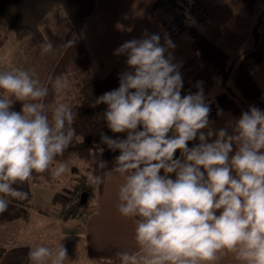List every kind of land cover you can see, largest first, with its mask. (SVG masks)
I'll return each instance as SVG.
<instances>
[{
	"label": "clouds",
	"instance_id": "obj_1",
	"mask_svg": "<svg viewBox=\"0 0 264 264\" xmlns=\"http://www.w3.org/2000/svg\"><path fill=\"white\" fill-rule=\"evenodd\" d=\"M160 40L146 33L117 48L114 54L126 55L131 70L120 75L117 89L95 101L107 106V128L126 133L124 139L101 133V142L119 151L112 168L124 180L118 212L135 224L138 251L117 252L120 264H216L227 254L240 264H264V110L249 106L231 134L213 130L202 82L195 93L182 95L180 65L171 53L165 56L175 45ZM52 49L50 42L41 44L42 53ZM34 75L0 71V214L9 206L5 197L27 199L15 185L33 173L51 169L59 179L66 172L65 163L53 165L76 135L77 114L60 102L49 116L42 102L49 88ZM69 86L66 76L52 81L57 95ZM16 101L22 103L19 112L12 110ZM105 166L97 160L98 168ZM88 179L103 183L99 175ZM28 258L31 264H64L67 249L38 245Z\"/></svg>",
	"mask_w": 264,
	"mask_h": 264
},
{
	"label": "trees",
	"instance_id": "obj_2",
	"mask_svg": "<svg viewBox=\"0 0 264 264\" xmlns=\"http://www.w3.org/2000/svg\"><path fill=\"white\" fill-rule=\"evenodd\" d=\"M96 3L97 0H0V49L9 36L13 35L17 40L26 43L28 54L34 63L42 54L41 44L47 41L46 35L53 32L54 28L60 35L58 53L50 64L43 82V85L49 88V95L42 102L46 104L49 116L52 108L60 102L67 103L77 115L72 125L76 135L63 155L58 156L54 163L70 164L77 160L89 173L88 176H82L77 184L81 194L88 193L86 203L81 204L75 197L70 201L69 209L61 212L64 218L79 217L80 211H85L101 192L103 183L93 185L88 177L99 175L104 178V174L115 165V157L119 155V151H112L103 144L101 133L113 138H126V133H112L107 128L102 118L107 106L95 104L99 96L119 87V77L122 74L119 70L113 69L105 78L98 79L94 73L80 29L93 13ZM262 3L259 22L264 27V0H242L243 11L246 14H253ZM153 10L164 14L159 20L170 34L187 31L190 36L193 56L179 70L183 79L182 95L195 93L198 82H202L203 91L206 93L215 85L216 78L223 81L228 78L231 74L228 54L196 25L203 15V8L198 0H154ZM252 38L253 45L241 58L234 72L233 81L246 101L264 110L260 89L253 79L255 66L264 60V30L260 34L254 27ZM69 41L72 43L69 44ZM185 73H189L190 76L184 78ZM57 76H66L70 85L61 95H57L52 89V81ZM208 104L209 120L216 119L223 111H229L238 117L246 111L226 91L217 95ZM198 143L197 138L189 142L188 146L191 148ZM94 153L98 154L93 158ZM176 157L179 158V151ZM97 160L105 161L106 166L103 169L98 168ZM50 170L33 173L30 181L16 187L28 193L30 184L42 183L49 179ZM161 174L163 175V171ZM92 197L93 200L90 202ZM5 199L9 201V206L7 211L0 215H4L8 220L17 218L21 208L31 206L29 196L27 199L12 197ZM29 251L28 246L11 249L0 246V264H30ZM109 264H120V261Z\"/></svg>",
	"mask_w": 264,
	"mask_h": 264
},
{
	"label": "crops",
	"instance_id": "obj_3",
	"mask_svg": "<svg viewBox=\"0 0 264 264\" xmlns=\"http://www.w3.org/2000/svg\"><path fill=\"white\" fill-rule=\"evenodd\" d=\"M198 1L203 8L202 19L196 23L198 29L226 51L229 61L232 56L236 61L241 59L253 45L254 24L248 23V18L254 13H244L242 0ZM153 3L154 0H97L93 13L81 27L80 33L98 79L105 78L113 69L121 73L130 71L126 55H116L115 50L127 41L145 38L146 33L158 34L161 45H164L166 38L173 42L175 47L167 49L165 56L171 53L172 62L180 65L179 70L192 58L188 32L170 34L159 20L163 14L153 10ZM188 76L189 73L184 74V78ZM253 79L260 89V99L264 102V60L255 66ZM237 119L238 116L223 111L216 119L209 120L210 127L213 130L227 128L231 134V126ZM123 182V178L112 169L107 171L101 192L85 209L84 218H64L59 215L60 209L56 215L48 208H39V203L34 206L30 198L31 188L43 183L30 184L28 196L31 206L21 208L15 219L8 220L0 215V227L25 215V223L29 224L24 228L26 235L15 236L7 242H4L7 238L4 237L0 239V246L6 249L28 246L33 249L42 245L57 249V245L62 243L70 245L71 251L75 253L67 256L64 264H109L119 261L117 252L138 251L134 240V219L122 217L117 209L119 187ZM46 238L57 241L46 244ZM216 264L240 262L235 260L233 254H227Z\"/></svg>",
	"mask_w": 264,
	"mask_h": 264
},
{
	"label": "rangeland",
	"instance_id": "obj_4",
	"mask_svg": "<svg viewBox=\"0 0 264 264\" xmlns=\"http://www.w3.org/2000/svg\"><path fill=\"white\" fill-rule=\"evenodd\" d=\"M262 8L263 3L260 4L254 11L253 16L248 18V23H253L254 27L257 28L260 34L264 30L263 25L259 22V13ZM56 25H54V27ZM59 36L60 35H58L57 29L55 28L53 32L46 35L47 41L52 44L53 49L50 52L42 53L33 63L31 56L28 54L26 43L24 41L17 40L13 35H10L8 40L0 49V71H11L13 68L23 69L28 71L30 74H35L34 78H38L43 85L48 68L58 53L60 42ZM233 58L234 57L232 56L230 60L231 74L224 81L220 78H216L215 85L208 92L204 93L206 97L205 102L208 103L212 101L217 95L226 91L247 111L249 106L252 105L242 97L233 81L234 72L241 59L239 58L236 61V59L234 60ZM21 108L22 103L19 101H16L12 106V110L17 112H19ZM97 154L98 153H94L93 158L96 157ZM55 164L56 163H54L53 167H55ZM65 165L66 172L59 179H53L52 175H50L49 179L42 182L43 185L32 186V195L30 198L34 206H37L39 203V208H48L51 212L53 211L54 214L57 215V211L61 208L62 212L64 210L62 207L65 205L69 206L71 203L70 201L74 200L75 197L76 200H79L81 193L77 188V184L80 182L82 176H88L89 173L85 169V166L77 160ZM92 200L93 197L90 199V202H92ZM28 225V223H25V215H21L18 220L7 222L6 226L0 227V239L7 237L4 241L7 242V240H12L15 236L24 237L26 235V230L24 228ZM5 233H7V236H4ZM46 239H48L46 244H51L52 241H57L56 239L51 238ZM59 245L60 243L57 247H59ZM62 245L67 249V256L75 255V253L71 251L70 245Z\"/></svg>",
	"mask_w": 264,
	"mask_h": 264
},
{
	"label": "water",
	"instance_id": "obj_5",
	"mask_svg": "<svg viewBox=\"0 0 264 264\" xmlns=\"http://www.w3.org/2000/svg\"><path fill=\"white\" fill-rule=\"evenodd\" d=\"M88 198V193L84 192L81 194L79 201L81 204H85Z\"/></svg>",
	"mask_w": 264,
	"mask_h": 264
},
{
	"label": "built area",
	"instance_id": "obj_6",
	"mask_svg": "<svg viewBox=\"0 0 264 264\" xmlns=\"http://www.w3.org/2000/svg\"><path fill=\"white\" fill-rule=\"evenodd\" d=\"M68 205H65L64 207H62V209H64V210H66V209H68ZM59 215H61V208H60V210H59ZM80 216L81 217H85V211H80Z\"/></svg>",
	"mask_w": 264,
	"mask_h": 264
}]
</instances>
